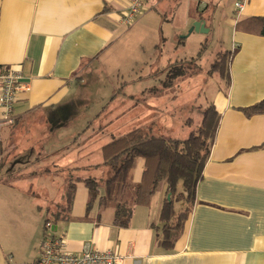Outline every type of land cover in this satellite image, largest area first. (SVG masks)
<instances>
[{
  "label": "crops",
  "instance_id": "obj_1",
  "mask_svg": "<svg viewBox=\"0 0 264 264\" xmlns=\"http://www.w3.org/2000/svg\"><path fill=\"white\" fill-rule=\"evenodd\" d=\"M128 1L0 0V66L19 67L30 85L29 91L19 93L14 104L15 122L3 128L0 145L6 140L14 148L18 124L30 119L33 111L66 102L73 90L84 83L83 77L95 62L109 55L129 27L149 22V11H164L158 14L162 16L160 26L165 28L159 34L154 31L155 40L166 44L178 56L176 60L183 55L180 42L175 45L178 32L186 33L196 20L203 22L207 34L213 32L215 14L224 0H209L208 4L198 0L196 5L191 0H146L134 22L126 26L119 17ZM235 1L224 17V23L233 30L229 84L218 87L210 102L219 113L218 126L196 186L195 201L173 248L165 250L158 242L165 184L147 206L134 208L128 226L119 227L113 224L112 207L100 212L92 207L87 211V189L77 182L70 218L58 221L54 227L59 228L56 235L65 238L69 251L78 253L89 242L97 250L121 255L120 264H264V113L248 116L242 111L264 99V35L236 28L238 21L264 16V0H246L239 15L235 13ZM191 4L195 9L192 13ZM208 7L211 11L207 12ZM179 9H185L182 21L176 19ZM171 60L168 58L160 69ZM158 83L153 80L143 88ZM134 105L126 111L132 113L133 109L136 113ZM138 113L145 114L143 110ZM71 148V144L65 147L60 156L55 153L53 163L67 168L79 162L85 168L89 149L78 158ZM16 157L4 173L34 159L21 161ZM143 166L144 159L138 158L131 171L133 182L140 180ZM43 173L38 171L23 179L34 180L46 196L56 197L57 193L47 192L56 183L43 177ZM16 179L0 182V194L9 196L21 191ZM40 241L29 253L16 256L5 253L0 245V264H31L39 254Z\"/></svg>",
  "mask_w": 264,
  "mask_h": 264
},
{
  "label": "rangeland",
  "instance_id": "obj_2",
  "mask_svg": "<svg viewBox=\"0 0 264 264\" xmlns=\"http://www.w3.org/2000/svg\"><path fill=\"white\" fill-rule=\"evenodd\" d=\"M203 1L209 3V0ZM191 3L196 5L198 0H191ZM232 3L233 0H224L218 8L214 31L210 34L195 31L188 34L189 28L186 33L178 32L175 45L180 42L183 47L180 55H183L176 61L185 62L190 57H197V68L188 70L187 75L178 78L173 88L156 96H149L148 88H143L146 83L164 79V74L159 71L160 66L168 58L175 61L178 57L162 41L155 40L154 31L159 34L158 31L165 28H161L162 16L158 14L164 11L159 9L157 13L151 10L147 13L149 22L129 27L123 39L111 48L109 55L100 57L89 74L84 73V83L73 90L66 102L35 110L30 119L18 124L12 143L14 148L6 140L0 145V178L17 155L16 159L21 161L34 159L27 165L16 167L10 177L20 178L15 182L21 191H14L9 196L0 194V245L5 253L21 255L29 253L37 245L42 237L44 219L60 209L62 203L59 195L64 191L67 179L77 176L106 178L108 169L102 164L100 146L112 138L135 127H143L148 135L184 139L196 128L207 103L211 102L218 87L225 85L224 79L211 71V64L218 52L231 51L233 30L224 23V17ZM184 10H177L178 21H182ZM190 10L191 13L195 11L192 4ZM205 10L208 12L210 9ZM183 36L185 38L181 39ZM138 75L144 77L140 79ZM131 105L136 107V113L133 109L130 110L132 113L126 111ZM140 110L145 114L140 115ZM75 138L76 141L71 143ZM70 143L73 146L71 151H75L78 158L83 157L85 149H89V164L85 169L67 170L70 166L61 168L53 163L52 156L56 151L61 149L62 152ZM30 145L33 148H29ZM47 154L49 156L45 157ZM83 165L77 162L73 166ZM38 171L44 172L43 177L56 183L52 188H47L49 194L51 191L57 193L56 197H51L53 194L46 196L43 188L39 189L34 180L23 179L31 172ZM164 184L161 183L155 196L160 195ZM177 191H182L181 183ZM174 205L178 210L183 203L175 201ZM58 231L59 228H47L49 233L56 234Z\"/></svg>",
  "mask_w": 264,
  "mask_h": 264
},
{
  "label": "trees",
  "instance_id": "obj_3",
  "mask_svg": "<svg viewBox=\"0 0 264 264\" xmlns=\"http://www.w3.org/2000/svg\"><path fill=\"white\" fill-rule=\"evenodd\" d=\"M237 29L257 31L264 35V16L251 17L236 23ZM234 50L218 52L211 71L217 72L227 86L229 84L228 64ZM200 53V52H199ZM171 61L160 73L164 79L147 89L149 96L161 94L169 89L175 81L187 75L188 70L197 68L195 60ZM186 63V64H185ZM246 115L264 113V99L242 108ZM219 122V113L212 103H207L202 118L196 128L184 139L164 138L148 135L143 127H135L125 134L112 138L101 147L102 164L108 169L105 179L81 177L67 179L61 196L60 209L53 211L51 217H46L43 224L42 237L47 234L48 224L54 230L58 221L70 218V211L77 182H82L87 189V211L96 207L102 211L113 208V224L119 227L129 225L136 206H147L152 195L161 183H165V198L159 211L160 233L158 242L165 250H171L180 236L189 211L195 201L196 186L202 177L204 164ZM76 138L72 140L74 143ZM70 143V144H71ZM264 145V144H263ZM58 153V154H57ZM57 156L64 152L57 151ZM47 154L45 157H48ZM37 159V156L35 157ZM138 158L144 159L141 178L138 182L131 179V171ZM80 170L84 167H69L67 170ZM14 170L5 172L0 182L9 183ZM35 172H31L33 175ZM181 183L182 191H177ZM181 201L183 206L176 209L174 202Z\"/></svg>",
  "mask_w": 264,
  "mask_h": 264
},
{
  "label": "built area",
  "instance_id": "obj_4",
  "mask_svg": "<svg viewBox=\"0 0 264 264\" xmlns=\"http://www.w3.org/2000/svg\"><path fill=\"white\" fill-rule=\"evenodd\" d=\"M145 1L129 0L126 9L119 17L120 22L126 26L131 25L140 14ZM245 2L246 0L235 1L236 15L241 13ZM29 89V82L24 80L19 67L0 66V142L3 128L15 122L14 104L19 93L27 92ZM122 260L121 255L109 250H97L89 242L84 244L80 252H71L67 249L63 236L47 232L41 238L39 254L31 264H120Z\"/></svg>",
  "mask_w": 264,
  "mask_h": 264
},
{
  "label": "water",
  "instance_id": "obj_5",
  "mask_svg": "<svg viewBox=\"0 0 264 264\" xmlns=\"http://www.w3.org/2000/svg\"><path fill=\"white\" fill-rule=\"evenodd\" d=\"M192 31L195 32H204L206 33L208 31L207 28L204 27V24L200 20H196L192 23V25L188 29V33H191Z\"/></svg>",
  "mask_w": 264,
  "mask_h": 264
}]
</instances>
